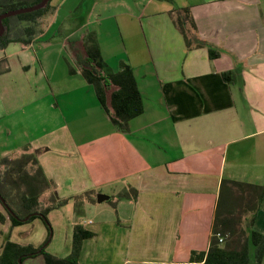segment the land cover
I'll list each match as a JSON object with an SVG mask.
<instances>
[{"label": "crops", "instance_id": "obj_1", "mask_svg": "<svg viewBox=\"0 0 264 264\" xmlns=\"http://www.w3.org/2000/svg\"><path fill=\"white\" fill-rule=\"evenodd\" d=\"M60 4H53L55 11L49 16L56 22ZM95 4L91 13L96 21L102 17L115 21L123 51L113 67L105 63L107 70L132 68L144 114L130 121L129 132L118 131L77 63L87 59L84 46L93 43L104 61L101 44L93 37L86 41V35L67 39L76 74H69L72 64L67 61L66 73L80 78L84 96L78 95L76 84L65 87L62 95L53 94L46 104L52 114L39 124L53 125L55 131L42 137L32 136L28 124L15 132L19 124L8 112L5 156L41 150L40 165L61 199L85 192L96 197V204L85 202L79 209L94 213L98 220L88 222L95 236L84 242L82 264H203L190 262V257L210 246L223 180L264 187V0ZM180 8L191 11L199 38L216 47L219 58L211 60L207 47L188 51L174 21V11ZM38 38L21 45L33 47ZM30 58L25 54L26 60ZM22 69L30 73L32 64L26 62ZM231 72L229 82L225 75ZM87 97L96 105L92 120L98 122L88 135L85 127L78 132L66 127L58 100L77 122L81 113L76 101ZM131 189L138 192L136 200L119 198ZM100 194L112 198V206L105 204L109 200L98 203ZM254 228L264 235V200ZM14 229L10 227L8 238ZM46 238L39 245L18 243L39 247Z\"/></svg>", "mask_w": 264, "mask_h": 264}, {"label": "trees", "instance_id": "obj_2", "mask_svg": "<svg viewBox=\"0 0 264 264\" xmlns=\"http://www.w3.org/2000/svg\"><path fill=\"white\" fill-rule=\"evenodd\" d=\"M42 1L0 0V16L10 11L36 6ZM53 1L41 10L5 19V31L0 36V51L6 50L10 44H33L44 33V21L55 11ZM174 12L175 25L183 35L188 51L207 47L211 60L219 58L220 51L199 38L198 27L191 11L180 8ZM84 51L87 59L80 58L77 62L83 78L94 88L99 106L107 113L113 126L122 133L129 132L130 121L144 114V101L134 71L127 65H122L116 73L108 71L97 43L85 45ZM68 70L70 75L76 74L73 66L68 65ZM231 75L234 73L225 75L229 82L232 81L229 80ZM29 151L26 149L18 157L0 158V195L8 205V209H5L12 228L40 219L48 231V236L39 247L20 244L8 238L2 247L0 264H19L21 258L24 263L27 258L37 255L43 256L45 264H82L80 259L84 242L95 234L77 224L73 229L71 252L68 257L60 258L46 250L53 231L48 216L53 211L67 207L71 202L74 203V211L80 213L79 209L85 202L96 204V197H92V192H85L61 199L55 192V183L46 176L40 165L38 156L41 152ZM51 189L53 191L47 199L48 204L44 205L41 197L45 191ZM137 197L138 192L135 189L119 195L120 199L136 200ZM111 200L112 198L105 204L112 206ZM263 200L264 187L223 180L210 246L207 251L192 252L190 262L264 264V235L254 228ZM219 235L223 237V243H220Z\"/></svg>", "mask_w": 264, "mask_h": 264}, {"label": "rangeland", "instance_id": "obj_3", "mask_svg": "<svg viewBox=\"0 0 264 264\" xmlns=\"http://www.w3.org/2000/svg\"><path fill=\"white\" fill-rule=\"evenodd\" d=\"M96 1L99 0H54V5L61 3L58 22L48 17V24L45 21L42 28L45 30L44 34L38 38V42L33 47L24 49L21 44H11L6 50L0 51V158L8 154V112L14 116V123L19 124L15 132H20V127L23 128L28 124L32 136L42 137L46 131L51 134L55 131L53 125L47 127L45 124H39V119H45L52 114L46 108V104L53 94L57 97L65 87L76 84L78 95L84 96V88L79 87L80 78H70L66 73V61L72 66L76 65L73 54L65 43L67 39L75 41L84 35L88 38L86 41L90 37L97 39L104 51V64L107 63L110 67L114 66L117 58L123 53L115 21L113 19L107 21L105 17L96 21L95 14L91 13ZM77 7L80 8L73 12ZM81 24L88 26L80 27ZM27 53L32 58L26 60ZM26 62L32 64L30 73L22 69V64ZM63 93L61 92L60 95ZM92 94L94 95V91ZM93 99L95 100V96ZM58 100L67 119L66 127L68 125L75 132L85 127L86 135L95 132L98 122L92 120V117L95 115L96 105L88 97L76 101V110L81 113L77 122L72 113L67 114L63 100L60 98ZM70 110H74L73 107ZM34 111L38 112L34 113ZM34 120L38 124L33 123ZM104 190L111 194V188ZM52 191L51 189L43 193L41 200L44 205L48 204L47 199ZM94 215L87 211L77 213L72 202L67 207L51 212L48 219L52 225L53 235L48 246L46 245L47 252L60 258L68 257L72 249L74 227L81 224L86 230H92L93 226L88 222H98ZM10 227L12 228L8 213L0 202V254L10 235ZM47 236L46 227L38 219L15 228L11 240L16 242L25 240L24 242L39 245ZM23 264H45V262L42 255H37L27 258Z\"/></svg>", "mask_w": 264, "mask_h": 264}, {"label": "water", "instance_id": "obj_4", "mask_svg": "<svg viewBox=\"0 0 264 264\" xmlns=\"http://www.w3.org/2000/svg\"><path fill=\"white\" fill-rule=\"evenodd\" d=\"M50 1L51 0H43L40 4H38L36 6L29 7V8H24V9H19V10H14V11H10V12L2 14L0 16V36H2L4 34V31H5L4 26H3V21L5 19L41 10V9L45 8ZM97 198H98V203L101 204L104 201L109 200L110 197L106 196V195H103V194H100V195H98ZM0 201L4 205V207H6V209H8V205H7V203L5 202V200L3 199V197L1 195H0ZM28 219H29V217L27 219H25V220L27 221ZM52 235H53V233L51 231V238H52ZM48 243L49 242H47V244ZM19 264H23L22 263V258L19 259Z\"/></svg>", "mask_w": 264, "mask_h": 264}, {"label": "built area", "instance_id": "obj_5", "mask_svg": "<svg viewBox=\"0 0 264 264\" xmlns=\"http://www.w3.org/2000/svg\"><path fill=\"white\" fill-rule=\"evenodd\" d=\"M218 238H219L220 243H223L224 242V239H223L222 236L219 235Z\"/></svg>", "mask_w": 264, "mask_h": 264}]
</instances>
